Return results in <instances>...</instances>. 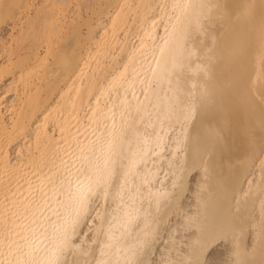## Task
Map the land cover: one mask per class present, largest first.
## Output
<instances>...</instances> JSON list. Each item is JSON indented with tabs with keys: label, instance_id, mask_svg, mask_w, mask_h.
Wrapping results in <instances>:
<instances>
[{
	"label": "bare ground",
	"instance_id": "6f19581e",
	"mask_svg": "<svg viewBox=\"0 0 264 264\" xmlns=\"http://www.w3.org/2000/svg\"><path fill=\"white\" fill-rule=\"evenodd\" d=\"M184 2L208 7L192 9L181 36L171 6ZM162 46L168 63L152 76ZM262 46L264 0H0V89L10 80L0 92V211L5 197L17 206L38 200L42 186L45 226L57 223L63 196L54 189L79 167L80 149L131 126L166 138L165 151L139 166L153 173L151 193L141 188L127 230L111 201L100 209L103 225L95 211L82 219L68 260L95 264L111 226L121 248L150 230L144 264L194 259L209 233L214 258L264 264ZM166 104L176 116L161 127ZM128 139L130 157V131ZM161 190L168 195L158 204Z\"/></svg>",
	"mask_w": 264,
	"mask_h": 264
},
{
	"label": "snow or ice",
	"instance_id": "6c2138e0",
	"mask_svg": "<svg viewBox=\"0 0 264 264\" xmlns=\"http://www.w3.org/2000/svg\"><path fill=\"white\" fill-rule=\"evenodd\" d=\"M14 5H5V8H13ZM176 13V24L172 25V32H178L184 35L188 23L191 21L192 9L196 7H208L206 5H193L190 2L175 3L172 6ZM183 18V25L181 19ZM178 25H181L178 27ZM168 33V29H166ZM168 40H164V46ZM159 49V55L154 56L155 67H150L152 76L157 75V69H160V75L163 76L167 59L165 56V47ZM262 57H264V46H262ZM172 63L176 67H182L177 64L175 58ZM152 88V80L146 82L145 98L147 99L148 90ZM127 111V106H125ZM137 112L140 108L137 107ZM146 111V109H145ZM193 111L188 110L183 114L185 124L191 122ZM123 116V113H122ZM176 116L175 106L166 104L162 109L161 127L164 120H171ZM142 119V117H141ZM113 123H115L113 121ZM131 132V136L136 140V150L132 151L131 156H126L124 146L128 149L132 147V139L125 140V137ZM187 133L183 139L186 140ZM165 136L155 133H141L136 128L124 126L118 132L110 134L107 140L94 142L87 148H81V155L77 158L79 167L75 168L74 173H70L66 182L61 181L60 191L54 189V194L63 196V199L57 201L55 214L58 222L45 226L46 217L43 209L47 208V193L43 187L39 189L40 198L28 201L24 197L21 206L15 202H8L5 197V203L0 211V264H91L84 259L68 260L70 251L76 254L73 246V237L76 235L77 227L82 219L87 218L92 211L96 212L94 219H98L101 225L105 222V217L100 209L109 202L116 204L115 211L120 212L119 217L114 219L121 220L124 228L127 230L137 219L138 210L134 207L137 198L141 193V188H145L151 193L149 185L152 183L153 173L151 170H141L139 167L147 156L160 155L165 151ZM177 150L183 140L178 139ZM171 163V162H169ZM133 179H138L139 183L135 185L133 193ZM166 191L156 193L157 203L160 199L167 197ZM131 202V203H129ZM93 205L96 207L93 208ZM23 233V234H22ZM107 239L100 245L101 259L95 260V264H144L139 259L142 250L149 244L151 232L145 229L137 241L125 248H121L116 243V237L112 234L111 226ZM216 234L209 233L199 245L194 259H162L158 264H241L240 261L220 260L214 258V243ZM79 254L87 256L88 250H79ZM238 254V253H236ZM115 255L117 258L112 259Z\"/></svg>",
	"mask_w": 264,
	"mask_h": 264
},
{
	"label": "rangeland",
	"instance_id": "374dc122",
	"mask_svg": "<svg viewBox=\"0 0 264 264\" xmlns=\"http://www.w3.org/2000/svg\"><path fill=\"white\" fill-rule=\"evenodd\" d=\"M5 34H6V35L8 34L7 31H6ZM9 82H10V80H6L5 85H3V86L1 87L0 92L3 91L2 93H4V91H5V89L7 88V85L9 84ZM6 97H7L8 99H10L11 97H13V96H12V92H11V91L7 92V93H6ZM192 182H193V180H192ZM193 183H194V182H193ZM193 183H192V184H193ZM219 248L222 249V246H219Z\"/></svg>",
	"mask_w": 264,
	"mask_h": 264
}]
</instances>
